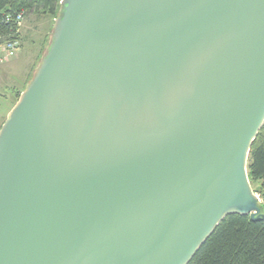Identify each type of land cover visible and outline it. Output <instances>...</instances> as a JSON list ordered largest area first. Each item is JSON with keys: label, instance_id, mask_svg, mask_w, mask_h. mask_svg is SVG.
Wrapping results in <instances>:
<instances>
[{"label": "water", "instance_id": "water-1", "mask_svg": "<svg viewBox=\"0 0 264 264\" xmlns=\"http://www.w3.org/2000/svg\"><path fill=\"white\" fill-rule=\"evenodd\" d=\"M264 124V0H60L0 127V264H188Z\"/></svg>", "mask_w": 264, "mask_h": 264}, {"label": "trees", "instance_id": "trees-1", "mask_svg": "<svg viewBox=\"0 0 264 264\" xmlns=\"http://www.w3.org/2000/svg\"><path fill=\"white\" fill-rule=\"evenodd\" d=\"M59 11L60 0H0V45L19 43L18 13L56 18ZM247 169L252 187L264 196V124L251 145ZM188 264H264V221L249 215L226 216Z\"/></svg>", "mask_w": 264, "mask_h": 264}, {"label": "rangeland", "instance_id": "rangeland-1", "mask_svg": "<svg viewBox=\"0 0 264 264\" xmlns=\"http://www.w3.org/2000/svg\"><path fill=\"white\" fill-rule=\"evenodd\" d=\"M54 20L48 15L30 13L23 17L19 26L17 48L10 53L0 45V127L5 120L6 109L18 99L15 95L25 89L38 68L48 48ZM254 192L264 202L262 193Z\"/></svg>", "mask_w": 264, "mask_h": 264}, {"label": "built area", "instance_id": "built-area-1", "mask_svg": "<svg viewBox=\"0 0 264 264\" xmlns=\"http://www.w3.org/2000/svg\"><path fill=\"white\" fill-rule=\"evenodd\" d=\"M22 19H23V16H22V13L20 12L16 15L17 23L21 24ZM17 46H18V42H12V43H9L6 46H4L3 49L8 50L11 53L12 51H14L17 48Z\"/></svg>", "mask_w": 264, "mask_h": 264}, {"label": "crops", "instance_id": "crops-1", "mask_svg": "<svg viewBox=\"0 0 264 264\" xmlns=\"http://www.w3.org/2000/svg\"><path fill=\"white\" fill-rule=\"evenodd\" d=\"M12 105H13V104H11V105L6 109V112H5V118H6V116H7V113H8L9 110L11 109Z\"/></svg>", "mask_w": 264, "mask_h": 264}]
</instances>
